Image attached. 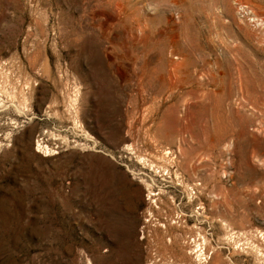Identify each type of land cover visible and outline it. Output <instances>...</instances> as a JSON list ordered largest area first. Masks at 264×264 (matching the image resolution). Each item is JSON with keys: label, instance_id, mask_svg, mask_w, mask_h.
Segmentation results:
<instances>
[{"label": "rangeland", "instance_id": "obj_1", "mask_svg": "<svg viewBox=\"0 0 264 264\" xmlns=\"http://www.w3.org/2000/svg\"><path fill=\"white\" fill-rule=\"evenodd\" d=\"M0 264H264V0H0Z\"/></svg>", "mask_w": 264, "mask_h": 264}, {"label": "built area", "instance_id": "obj_2", "mask_svg": "<svg viewBox=\"0 0 264 264\" xmlns=\"http://www.w3.org/2000/svg\"><path fill=\"white\" fill-rule=\"evenodd\" d=\"M244 16L249 19V21L257 22L260 24V22L256 21L254 16H250V12L248 10V7H243Z\"/></svg>", "mask_w": 264, "mask_h": 264}, {"label": "bare ground", "instance_id": "obj_3", "mask_svg": "<svg viewBox=\"0 0 264 264\" xmlns=\"http://www.w3.org/2000/svg\"><path fill=\"white\" fill-rule=\"evenodd\" d=\"M250 13H254L253 11L251 12V10H249Z\"/></svg>", "mask_w": 264, "mask_h": 264}]
</instances>
